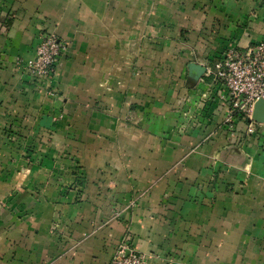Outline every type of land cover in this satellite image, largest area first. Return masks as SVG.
<instances>
[{
	"label": "crops",
	"instance_id": "1",
	"mask_svg": "<svg viewBox=\"0 0 264 264\" xmlns=\"http://www.w3.org/2000/svg\"><path fill=\"white\" fill-rule=\"evenodd\" d=\"M46 32L68 43L50 88L25 65ZM263 36L264 0H0V264H109L125 240L264 264V124L238 121V152L225 91L178 88Z\"/></svg>",
	"mask_w": 264,
	"mask_h": 264
},
{
	"label": "built area",
	"instance_id": "2",
	"mask_svg": "<svg viewBox=\"0 0 264 264\" xmlns=\"http://www.w3.org/2000/svg\"><path fill=\"white\" fill-rule=\"evenodd\" d=\"M68 43L56 33L46 32L37 46L33 59L25 63L32 77L40 83L52 87V80L57 74L58 62ZM203 77H210L211 85L218 84L224 92L227 104L225 125L228 127L231 144H241L242 137L238 121L246 123L249 135L258 134L264 123H257L253 118L255 104L264 100V36L252 46L243 49L230 47L221 57L206 64ZM202 79V78H201ZM116 215L119 214L115 211ZM109 264H150L145 253L132 247L128 240L123 241L113 254Z\"/></svg>",
	"mask_w": 264,
	"mask_h": 264
},
{
	"label": "water",
	"instance_id": "3",
	"mask_svg": "<svg viewBox=\"0 0 264 264\" xmlns=\"http://www.w3.org/2000/svg\"><path fill=\"white\" fill-rule=\"evenodd\" d=\"M207 68L205 65L197 62H191L188 65V76L189 79L192 80L188 82V85H192V83L199 81L206 73ZM253 118L257 123H264V100H259L255 104V109L253 112ZM231 149L237 150L240 152V147L238 145H231Z\"/></svg>",
	"mask_w": 264,
	"mask_h": 264
},
{
	"label": "rangeland",
	"instance_id": "4",
	"mask_svg": "<svg viewBox=\"0 0 264 264\" xmlns=\"http://www.w3.org/2000/svg\"><path fill=\"white\" fill-rule=\"evenodd\" d=\"M185 71V70H184ZM176 75H177V73L174 75H172L173 77H176ZM178 76V75H177ZM178 79H181V80H183L182 82H179V84H178V88H180V90H182V91H185L187 88H189L188 86H187V81L189 82V77L186 75V73L184 72L182 75H180V77L178 78ZM190 81H192V80H190ZM181 91V92H182ZM56 119H58V117H56ZM7 201L6 200H4V199H2V201H1V205H3V206H6V203Z\"/></svg>",
	"mask_w": 264,
	"mask_h": 264
},
{
	"label": "trees",
	"instance_id": "5",
	"mask_svg": "<svg viewBox=\"0 0 264 264\" xmlns=\"http://www.w3.org/2000/svg\"><path fill=\"white\" fill-rule=\"evenodd\" d=\"M206 79H207V80H210V77L207 76Z\"/></svg>",
	"mask_w": 264,
	"mask_h": 264
}]
</instances>
